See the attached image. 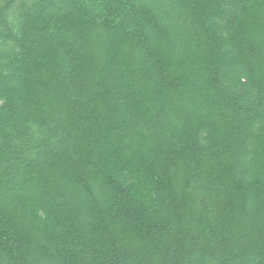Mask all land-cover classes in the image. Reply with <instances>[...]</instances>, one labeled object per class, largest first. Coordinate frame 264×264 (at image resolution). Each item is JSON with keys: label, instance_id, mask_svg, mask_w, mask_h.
<instances>
[{"label": "trees", "instance_id": "obj_1", "mask_svg": "<svg viewBox=\"0 0 264 264\" xmlns=\"http://www.w3.org/2000/svg\"><path fill=\"white\" fill-rule=\"evenodd\" d=\"M0 264H264V0H0Z\"/></svg>", "mask_w": 264, "mask_h": 264}]
</instances>
